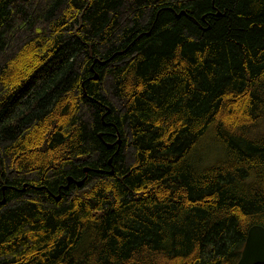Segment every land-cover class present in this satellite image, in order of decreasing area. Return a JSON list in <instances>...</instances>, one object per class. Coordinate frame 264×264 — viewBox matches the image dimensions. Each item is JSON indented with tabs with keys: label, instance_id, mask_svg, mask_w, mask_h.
Masks as SVG:
<instances>
[{
	"label": "trees",
	"instance_id": "16d2710c",
	"mask_svg": "<svg viewBox=\"0 0 264 264\" xmlns=\"http://www.w3.org/2000/svg\"><path fill=\"white\" fill-rule=\"evenodd\" d=\"M253 223L264 0H0V264H236Z\"/></svg>",
	"mask_w": 264,
	"mask_h": 264
},
{
	"label": "water",
	"instance_id": "95a60500",
	"mask_svg": "<svg viewBox=\"0 0 264 264\" xmlns=\"http://www.w3.org/2000/svg\"><path fill=\"white\" fill-rule=\"evenodd\" d=\"M220 12H216L218 15ZM96 77V74L94 75ZM117 139L115 143L120 142V134L119 131L116 132ZM107 145L110 146L112 143L107 142ZM110 163V160H108ZM87 167L84 171H87ZM112 170V169H111ZM72 179V176H68L67 180L69 183ZM77 185L82 183V179L74 180ZM67 184L64 185L66 187ZM4 187V186H3ZM264 263V225L261 223H253L248 229L244 239V243L242 249L240 251L239 258L236 264H259Z\"/></svg>",
	"mask_w": 264,
	"mask_h": 264
}]
</instances>
